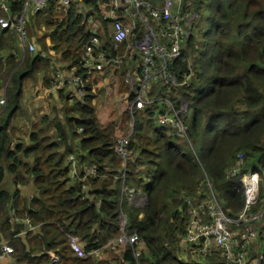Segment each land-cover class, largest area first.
I'll return each instance as SVG.
<instances>
[{"label": "trees", "instance_id": "16d2710c", "mask_svg": "<svg viewBox=\"0 0 264 264\" xmlns=\"http://www.w3.org/2000/svg\"><path fill=\"white\" fill-rule=\"evenodd\" d=\"M192 2L184 0L180 9V14L194 16L181 55L167 65L176 85L157 79L153 86L158 83L161 89L154 94L152 87L149 94L151 100L168 97L177 109L185 103L186 137L177 136L170 125H158L155 102L143 108L134 105L125 116L132 121L125 161L115 150L114 123L112 130L98 123L93 104L97 93L92 89L98 91L102 79L94 76L91 84L81 67L92 33L76 6L65 9L52 0L31 15L30 40L36 43L32 54L22 49L15 30L0 26V92L6 99L0 116V163L6 162L16 186L31 181L36 191L28 198L18 188L0 189V241L12 248L14 264H109L98 256L76 258L69 239L76 238L88 254L107 252L122 234L137 235L144 242L141 264H230L216 250L197 253L200 262H191V253L180 241L189 220L186 199L194 197L202 204L209 197L207 181L231 218L242 210L243 190L228 172L238 151L246 155L243 171L264 179V0ZM87 5L99 13L95 0ZM10 8L18 14L22 0L11 2ZM205 12L207 26L192 33ZM99 35L108 59L123 58L128 42L114 50L107 34ZM57 55L76 68L85 82L84 95L69 101L59 91L61 105L54 107L52 116L41 117L28 135L30 145L24 146L21 139L15 141L11 127L21 109L24 84L40 75L48 87ZM155 61L160 64V59ZM3 178L0 164V185ZM130 188L145 194L143 208L129 205ZM259 192L262 199L260 185ZM256 246L250 254L264 264L263 229ZM120 252L115 264L133 262L129 244Z\"/></svg>", "mask_w": 264, "mask_h": 264}, {"label": "built area", "instance_id": "2783aa9c", "mask_svg": "<svg viewBox=\"0 0 264 264\" xmlns=\"http://www.w3.org/2000/svg\"><path fill=\"white\" fill-rule=\"evenodd\" d=\"M13 1L15 0H0L2 12L0 26L15 30L23 50L32 54L36 51V44L34 41H27L24 29L28 14L45 10L52 0H22V8L18 14H13L11 11L10 3ZM55 1L65 9L74 4L78 12L84 16L86 23L90 24L88 29L92 37L84 47L81 63L88 77L95 72L102 73L109 65L118 63V59L107 58L102 37L99 35V28L102 27L100 33H104L106 26H110L107 36L114 50H117L124 42H128V48L133 43V48L137 49L141 55L138 69L141 68V71L137 78L138 82L134 86L131 107L135 105L137 108H143L146 104L155 102L158 106L156 113L158 125H170L177 136L186 135L184 132L186 122L180 118V115L187 113L186 105L181 101L177 109L168 97H157L152 100L149 97L150 89L157 79H165L166 82L176 85V76L168 73L167 65L181 55L180 46L188 35L194 18L193 14H180L184 0H95L99 6V13L91 9L92 12H89V15L86 14V8H90L87 5L89 0ZM95 15L100 23L96 22ZM103 20L107 21L106 26ZM156 58L160 59L158 65ZM65 82L75 85L78 94L84 95L85 82L81 78L73 76L62 80V84ZM5 105V95L1 91L0 113ZM162 109L163 112L159 114ZM129 135L130 133L126 138L122 136L116 139L115 150L123 161L129 155L126 149ZM245 157L244 152L238 151L228 169L230 175L237 177L236 188L242 189L244 193V206L240 213L235 218H231L218 203L217 195L211 183L207 181L209 197L202 204H198L194 197L186 199L189 205V220L180 241L181 247H189L200 255L210 254L213 250L219 251L230 264L259 263V259L250 252L257 245L261 229H264V197L260 199L259 174L250 170L243 171ZM127 191L129 205L135 208L145 206L147 198L142 191L136 188H130ZM13 222H17V219ZM24 233L25 231L16 236ZM118 241L132 247L134 260L130 264H141L140 257L145 248L144 242L137 235L127 238L124 234ZM69 247L79 259L87 255L98 256L96 250L85 253L80 242L74 237H70ZM11 253L12 248L8 243L0 241V259Z\"/></svg>", "mask_w": 264, "mask_h": 264}, {"label": "rangeland", "instance_id": "374dc122", "mask_svg": "<svg viewBox=\"0 0 264 264\" xmlns=\"http://www.w3.org/2000/svg\"><path fill=\"white\" fill-rule=\"evenodd\" d=\"M186 1L190 4L191 3L193 4L192 0H186ZM207 19H208V13L205 12V13L200 14L198 16L196 26L192 29V33L195 34L201 30H204V28L207 26ZM33 21H34V18L32 16H30V14H28L27 22H26L25 27H24L27 41H29L32 37L31 28L33 25ZM194 22H196V19L193 21V23ZM97 23H100V21H97ZM88 25L90 26V24L87 23V27L89 28ZM106 28H107V31L105 29L104 32L107 34L110 31V26H106ZM101 31H102V27L99 28V33ZM198 40H200V37H198ZM131 47H132L131 53L129 54V57L127 58V62L129 63V68H128L129 74H127V76H129L130 79L127 77L126 78L129 79V81L127 82L125 78L122 79L119 75L116 74V71L118 73L120 72L122 66H124L123 68H125L124 62H122L123 61L122 58L117 56L115 59H118V63L115 65H109L105 69L104 74H103V75L108 76L109 81L107 83L103 82V81L107 80V77H104V78L102 77V81L100 80L101 84H102L100 86V89L98 91H96L95 89L94 90L92 89L93 92L97 93L95 100H93V104H94L95 109H96L98 123L101 127H110L111 130H112L111 123H114L113 124V132H114L113 134L115 135L116 139L118 137H122V136L124 138H126V136L129 133H130V135L132 133V121L129 119L126 120V117H125L126 113L128 112L127 110L130 111V109L132 107L127 101L128 93L126 92V89H128V88L124 85L123 82H125V84L127 83V85H129V84L134 85V84H136V82H138L137 78L139 77L138 69L140 67L141 55L137 49L133 48V43H131ZM108 68H109V75H107ZM113 72H115V77H113ZM94 76L95 77H101L102 74H97V76L96 75H94ZM88 80L91 81L92 76H90L88 78ZM36 83H37L36 79L35 80L34 79L27 80L26 90L30 86H32V84L35 85ZM91 84H93V83H91ZM153 88H156L155 89L156 91L158 89H161V87L158 83H157V86L155 85V86H153ZM150 91H152V87H151ZM22 97H24L25 100L27 99L28 101H30L32 104H35L34 101H37L35 98L32 100H30V98H27L28 97L27 93H26V98H25V95H23ZM45 107H47V100L46 99L38 101L37 106L32 107L33 111L29 116V120H27L29 109L27 107L26 102H24L21 105V109L15 114V116L12 120V125H11L12 134L15 138V141H18V138H19L26 143V144H24V146L30 145V143L27 141L28 135H29L30 131L32 130V127L39 122V120H40L39 118L41 117L42 113L46 110L47 111L52 110V112H54V108H53L54 105L53 104H49L47 109H44ZM1 115H2V112L0 113V116ZM21 117L26 118L27 121L22 122L21 120H19ZM180 118L183 119L184 114L180 115ZM28 127H29V129H28ZM186 127H187V125L185 123L184 132H185ZM130 135H129V138H130ZM179 137L185 138L186 135L179 136ZM129 138H128V141H129ZM115 149H116V146H115ZM0 164L4 167V178L1 182L0 188L11 191L14 188V186H13L12 181H11L10 172L8 171V168L6 167V162L5 163L1 162ZM260 179L262 181V182L260 181V190H263L264 187H262V184L264 183V179L262 177H260ZM24 189L26 191H28V190H32L33 187L29 186V187H25ZM122 224L124 225L123 221H122ZM255 247H257V246H255ZM116 248H119L118 244H117ZM182 248L184 249V251H188L189 253H191V257H190L191 262L192 261H199L198 259H196L195 251L190 250L189 247H182ZM116 250L117 249L114 250V252H115L114 254L112 251L108 250V256H109V254L117 255L118 253L116 252ZM106 256H107V253H106ZM184 259H186V258H184Z\"/></svg>", "mask_w": 264, "mask_h": 264}, {"label": "crops", "instance_id": "0c3cea01", "mask_svg": "<svg viewBox=\"0 0 264 264\" xmlns=\"http://www.w3.org/2000/svg\"><path fill=\"white\" fill-rule=\"evenodd\" d=\"M89 12H92L91 8H88V9L86 8V14L89 15ZM31 15H33V14H30V16ZM94 18L96 19V22L99 21V20H97L96 15L94 16ZM40 35H41V32H39V36ZM29 41H34V39L33 40H29ZM131 48L132 47L128 48V44H127V48H125V51L123 53V58H122L123 61L122 62H124L125 68H123L124 66H122V68H121L119 73L116 71V74L119 75L122 79L125 78L127 82L129 81V79L126 78L127 74H129V69H128L129 68V63L127 62V58L129 57V54L131 53ZM22 49H23V47H22ZM56 57L53 59V61L51 63L52 67L54 69V72L50 73L49 76H48V81L50 83V85L48 87H45L43 85L42 78H41L40 75L37 76V83L35 85L32 84V86H30L27 90H26L27 81L24 84L23 95H25V98H26V93H27V96H28L27 98H30V100L35 98L37 100V101H34L35 104H32L30 101H28L27 99L25 100L24 97H22L21 105L24 102H26L27 107L29 109L28 110V118H27V120H29V116H30V114L33 111L32 107L33 106H37L38 101H40V100L46 99L47 100V107L49 106V104H53L54 107L55 106H60L61 103H60V100H59V94H58L59 91H63V97H68L69 101L73 100L74 98L78 99V100H81V97L78 94V89H77V87L75 85L70 84L68 82H65V83L62 84V80L63 79H70L73 76H77L78 78L80 77V76L77 75L76 68L75 67H69L68 63L63 62L61 60L60 55H57ZM105 69L102 71V73H97V72L92 73L91 74L92 80L91 81L88 80V78L90 77L89 76L87 78V81H89L90 83H93L94 75L102 74L101 79H102V77L103 78L107 77V80L103 81V82L107 83L109 81V78H108V76L103 75ZM123 72H124V75L122 76ZM107 75H109V68L107 70ZM113 77H115V72H113ZM123 83L128 88V89H126V92L129 95L130 92L132 91L133 86L135 84L134 85H132V84L127 85V83L126 84H125V82H123ZM153 93L155 94L156 90L153 91ZM47 107H45L44 109H47ZM44 115L52 116L53 112H52V110H48V111L46 110V111H44L42 113L41 117L44 116ZM41 117L39 119H41ZM19 120H21L22 122H26L27 121L26 118H22V117ZM28 129H29V127H28ZM24 144H26V143L24 142ZM26 146H28V145H26ZM10 177H11V181H12V184H13L14 188L11 191H9V190H7V191L13 192V191L16 190V188H18V190L21 192V194L23 196H25V197L32 198V196L35 195L36 191H35L34 185L32 184L31 181L27 185H17L16 186L14 184L13 176L11 174H10ZM29 186H32L33 189L26 191L24 188L25 187H29ZM0 189H2V188H0ZM3 190H5V189H3ZM28 229H31L30 231L35 230L33 227H30ZM115 242L118 244L119 248H116L117 244L113 243L111 245V247H110V251H112L113 254H114L115 253L114 250L117 249L116 250V252L118 253L117 255L109 254V256H108V251L105 252V251L96 250L97 254H98V257L110 260L109 264H115L117 261L121 260V252L120 251H122L124 246H126V245H123V243H120L118 241V239L115 240ZM106 253H107V256H106ZM14 263H15V261L13 260V258H12V256L10 254L9 255H5L3 258L0 259V264H14Z\"/></svg>", "mask_w": 264, "mask_h": 264}, {"label": "water", "instance_id": "95a60500", "mask_svg": "<svg viewBox=\"0 0 264 264\" xmlns=\"http://www.w3.org/2000/svg\"><path fill=\"white\" fill-rule=\"evenodd\" d=\"M185 104V103H184Z\"/></svg>", "mask_w": 264, "mask_h": 264}]
</instances>
